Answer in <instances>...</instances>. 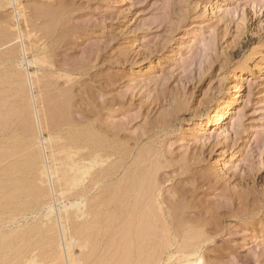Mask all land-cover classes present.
<instances>
[{
	"label": "rangeland",
	"instance_id": "374dc122",
	"mask_svg": "<svg viewBox=\"0 0 264 264\" xmlns=\"http://www.w3.org/2000/svg\"><path fill=\"white\" fill-rule=\"evenodd\" d=\"M18 5L0 7V25L17 9L24 11L13 20L19 19V28L31 35L24 34L23 40L31 46L23 54L17 50L19 39L10 41L12 48L0 43V105L5 104L0 131L10 132L0 136V147L16 138L13 142L22 145L14 127L20 114L29 119L26 112L35 107V118L31 111L25 124L36 122L31 130L39 133V101L51 126V109L69 98L59 146L74 130L94 122L109 143L104 166L121 157L123 168L102 186L115 184L136 165L152 169L150 183L156 180L152 186L165 210L179 211L177 220L184 227L202 233V249L209 255H204L205 264H264V0H20ZM53 9L55 25L52 15L44 13ZM36 54L42 62L28 65L27 58ZM236 101L226 122L218 123L220 112ZM2 110L12 114L6 112L7 122ZM212 115L215 122L204 126ZM42 131L38 140L44 145L47 133ZM116 146L123 151L120 157L112 149ZM49 184L46 176L43 186ZM46 190L52 194L45 198L57 206L53 190ZM90 192L89 211L101 209L109 192L95 187ZM92 215L90 222L98 226ZM74 250L80 257L87 253Z\"/></svg>",
	"mask_w": 264,
	"mask_h": 264
},
{
	"label": "bare ground",
	"instance_id": "6f19581e",
	"mask_svg": "<svg viewBox=\"0 0 264 264\" xmlns=\"http://www.w3.org/2000/svg\"><path fill=\"white\" fill-rule=\"evenodd\" d=\"M19 1L20 0H0V7L4 4H11L12 2H15L16 5H18ZM50 6L52 5L50 4L49 7ZM20 7L21 6L18 5L17 8L19 9ZM18 9L15 13L17 15H10V17L7 18L3 17L5 19L2 20L3 24L0 25L2 26L0 29V38L3 42L0 43L9 42L10 44V41L12 42V40L19 39V45L21 46L18 47L20 49L17 50L18 52L20 50L21 53L24 52L23 54H26L29 50L27 47H30L31 45L26 47L23 43V40L25 39L24 34L26 36H29L30 34L28 33L29 35H27V32L23 33L19 28V19H16L17 21L13 20L14 16H16V18H22L24 16V11ZM41 12L44 11L39 10V13ZM53 12H55L54 9L51 11L45 10L44 13H50V15H52L50 23L55 25L56 14ZM46 17L47 16L45 15V18ZM65 22L66 21H64V23ZM20 25L22 24L20 23ZM33 26L36 25L33 24ZM48 26L49 24L45 28L47 29ZM12 27L13 30L10 31L9 29H12ZM24 27H26V24ZM62 27H64V24ZM254 30L256 31L253 34L259 32L257 28ZM43 33L45 34V32ZM7 45L8 44H6V46ZM12 47L13 46L11 45L9 48ZM20 57H22V55ZM12 58L16 59L18 57L13 55L11 56V59ZM40 61L42 62L37 54L32 56L31 59L27 58L26 60L27 64L30 66L32 64H37L38 62L40 63ZM36 78L38 79L39 77ZM66 79H69L68 76ZM37 83H39V81ZM20 85L22 86V84ZM19 90H22V87L21 89H18V94ZM78 91L79 90H77V92ZM69 92H67V95ZM67 95H64V97ZM50 96L48 95V97ZM37 97H35V99ZM0 101L2 102V100ZM61 101H63V99ZM238 102L239 101H236L229 108L221 111L220 115L218 114L219 119L217 118V120L220 121L218 123L226 122L227 115L233 112V109ZM27 104L24 106L27 107ZM39 104H41L40 109L37 107V114L39 117L36 119L40 128L39 133L40 131L43 132L42 130L47 133V137L43 140L46 144L42 145L40 143L42 139L41 141L38 140V131L31 130L32 127L37 125L36 122L33 124L32 122L34 121H30V125H33L28 128L30 126L28 125L29 123L25 124L27 116L24 118L23 114L19 113L20 115L16 121L17 126L15 125L14 127L16 133L20 135L24 143L22 142V145L21 142L14 143L13 141L17 138H13L14 140L5 144L3 143L7 147H0V164L6 162V164L0 168V212L2 213L1 216L7 214L5 215L6 218L3 217L4 219H0V264H43L45 262L44 260L49 264H205L204 255L206 253H204L202 249L205 239L200 237L202 233L198 235L199 233L194 231L193 227L192 229H190L191 227H184L182 221L177 220L178 215H181L178 210V215L173 209L166 211V207L165 210L163 207L164 204L162 205V200L159 199L156 188H153L152 186V184L154 185V183H157L155 182L156 180L154 183H150L153 177L150 172L152 169L149 171L146 168L141 169L136 165L128 171H125V173L117 179L116 183L114 182L115 184H106L105 186H102L104 179L114 178L118 175L120 169L123 168L120 157L123 153L122 149L118 146L112 148L114 149V152H117L120 159L119 161L117 160L118 162L115 165L105 167L104 164L110 157V155H108L109 143H107L103 134L95 131L96 125L94 122H92L93 125L91 124V126L90 124H85V126L74 130L73 133H67L70 135L67 142L62 144V146H59L58 141L61 140L60 133L62 130L60 124L68 121L67 112L71 106V101L68 98L62 105H60V103L58 105L55 104L56 107H54L56 108V111L51 107L52 113H50L51 116L50 114L49 116L50 123H53V127H51L52 125L48 126V114L46 117L47 109L43 100H40ZM95 108L96 107H94V109ZM32 109H35V107ZM32 109L31 111H33V117L35 118V113ZM77 109L80 112L78 107ZM13 110L11 109L10 112H14L16 109ZM7 111H3L6 122L8 120L7 117L9 116L8 113H10L9 111L6 113ZM31 111L28 110V113L26 112V115L30 114V117L28 115L29 119L27 120H30L31 118ZM6 114H8L7 117ZM16 115L14 117H16ZM83 115H85V113ZM215 120L216 119H214V116L212 115L208 121H205L204 126H209L214 123ZM0 125H2L0 126V129L5 126V124ZM7 126L8 125H6V127ZM10 127L11 126H8V128ZM36 129L38 128L36 127ZM9 133L8 130L5 132L0 131V136L3 134H8V136H10ZM36 140L39 142H36ZM55 145H57L58 148H56ZM41 146H43L42 149ZM42 150H48V153L42 154ZM82 150H86V152H82ZM128 155L129 154H127V156ZM157 168L159 169L160 166ZM122 172L124 171L122 170ZM46 176L50 180L51 186L49 187L54 192L53 198L59 202L55 207L52 205L53 203H50L48 200L49 198H45L52 194L46 190L49 189L48 186L47 188L43 186ZM86 179H89L87 184L84 183ZM94 187L106 189L109 193L104 197V200L101 202L102 204L100 203L101 209L92 212L89 211L90 205L88 194L91 193L90 191H92ZM94 193L96 192L94 191ZM100 204L98 207H100ZM183 206L185 207V205ZM98 207L96 206V209ZM93 213H95L94 218L98 221L96 222L99 223L98 226L93 225V222H90L89 218ZM28 215H34V218L28 220ZM91 217H93V215ZM11 225L14 226V228L8 231L7 228ZM210 228V233H213L211 231H214V228ZM75 247H77L82 253L87 249V253L85 252L86 254L83 255V257L82 255L80 257V255H77L74 250ZM173 247L175 248L173 249ZM38 249L42 250V252L38 253Z\"/></svg>",
	"mask_w": 264,
	"mask_h": 264
}]
</instances>
